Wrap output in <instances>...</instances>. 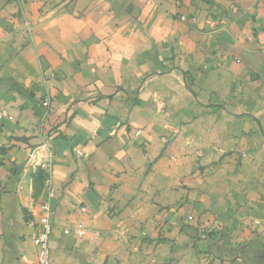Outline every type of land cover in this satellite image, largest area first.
I'll return each instance as SVG.
<instances>
[{
  "label": "crops",
  "instance_id": "obj_1",
  "mask_svg": "<svg viewBox=\"0 0 264 264\" xmlns=\"http://www.w3.org/2000/svg\"><path fill=\"white\" fill-rule=\"evenodd\" d=\"M0 109V264H264V0H0Z\"/></svg>",
  "mask_w": 264,
  "mask_h": 264
},
{
  "label": "built area",
  "instance_id": "obj_2",
  "mask_svg": "<svg viewBox=\"0 0 264 264\" xmlns=\"http://www.w3.org/2000/svg\"><path fill=\"white\" fill-rule=\"evenodd\" d=\"M182 21H187V18L182 16L180 18ZM50 100L46 99L42 107L46 110L50 109ZM13 120V117L9 114L7 110L0 109V129L3 125V121ZM51 165H48V170L50 171ZM49 176L46 180V188L48 189V197L46 202L42 206L44 216L35 224L36 233L33 236V243L37 248V264H51V248H50V239L53 233V224H52V202L54 199V189H53V179L51 171L48 172ZM84 212L85 210L82 209ZM65 235H73L78 238L84 237L87 234L86 228L82 225H79L75 228H68L64 230Z\"/></svg>",
  "mask_w": 264,
  "mask_h": 264
},
{
  "label": "rangeland",
  "instance_id": "obj_3",
  "mask_svg": "<svg viewBox=\"0 0 264 264\" xmlns=\"http://www.w3.org/2000/svg\"><path fill=\"white\" fill-rule=\"evenodd\" d=\"M159 105H161V104H159ZM163 116H164V113H163L162 118H161V122H162L161 124L162 125H164L166 123V119L163 118ZM165 128H167V127H165ZM174 137H175V135H173V134L170 135V136H168V135L165 134L161 138L162 139V143L166 147H170V146H172V144L174 142V140H173V139H175ZM195 142H199V146H200V144L203 142V137L200 136L199 137V140L197 139V141H195ZM198 148L199 147H195L194 148L195 149V152L197 154L196 156L199 157V158H201V157L204 156L205 153L201 152L200 150L198 151ZM242 152H243V154H245V157H248L247 156L249 154L248 151H242ZM77 153L79 154V152H77ZM215 232H216L215 229H213L212 227H210V226H204L203 228H199L197 239L200 240V241H208L209 239H212V237L215 235ZM134 250H136V249H134Z\"/></svg>",
  "mask_w": 264,
  "mask_h": 264
}]
</instances>
